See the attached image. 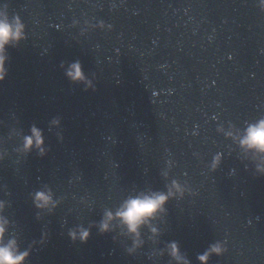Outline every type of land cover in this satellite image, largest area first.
<instances>
[{
	"label": "water",
	"instance_id": "95a60500",
	"mask_svg": "<svg viewBox=\"0 0 264 264\" xmlns=\"http://www.w3.org/2000/svg\"><path fill=\"white\" fill-rule=\"evenodd\" d=\"M0 15L25 25L0 82V215L24 264H204L217 243L207 264H264V152L241 145L264 119L259 0H0ZM33 127L45 155L23 151ZM174 181L184 194L133 253L119 218L101 231ZM48 189L58 206L41 210ZM81 227L87 242L69 235Z\"/></svg>",
	"mask_w": 264,
	"mask_h": 264
},
{
	"label": "clouds",
	"instance_id": "9594fccd",
	"mask_svg": "<svg viewBox=\"0 0 264 264\" xmlns=\"http://www.w3.org/2000/svg\"><path fill=\"white\" fill-rule=\"evenodd\" d=\"M259 7L261 10H264V0H259ZM24 34L25 25L19 17L16 18L13 24L0 15V82L4 81L7 77L6 47L12 41L18 42L23 39ZM69 75L75 80H86L82 72V65L79 62L72 65V71L69 72ZM53 123L59 124V121H54ZM31 131L32 135L24 138L23 151L25 153H30L35 148L41 155H45L47 150L44 147L45 141L42 132L36 127H33ZM241 145L249 149H256L260 152H264V119H260L258 122L248 126L246 135L241 140ZM3 159V153H0V161ZM216 163L218 165V159ZM173 187L175 188V192L169 189L168 193H145L127 199L115 213L111 211L106 213L107 218L100 225L101 231H108L110 228L109 221L114 217L119 218L120 221L127 226L128 232L136 237L134 247L129 249V253H133L140 245V227L150 224L151 220L160 212L165 211V204L176 192H179L181 195L184 194V189L178 182L174 181ZM53 196L54 194L51 189L47 191H37L33 197L35 206L41 210H51L57 207L58 203L54 200ZM6 207L7 202L0 201V213H2ZM7 224L8 220L0 215V264H24V261L30 256V252L18 251L15 240L4 243ZM152 231L155 232L156 229L153 228ZM69 235L73 240L79 239L81 242H87L91 234L87 229L81 227L79 230H73ZM170 248L172 256L178 260L181 259L178 245L173 243L170 245ZM225 251H227L225 244L217 243L214 244L208 252L200 256L199 259L203 261L204 264H207L212 254H223ZM185 264H187L186 261Z\"/></svg>",
	"mask_w": 264,
	"mask_h": 264
}]
</instances>
